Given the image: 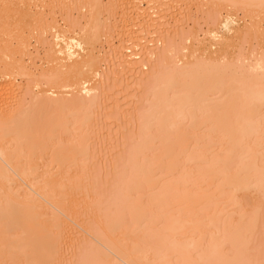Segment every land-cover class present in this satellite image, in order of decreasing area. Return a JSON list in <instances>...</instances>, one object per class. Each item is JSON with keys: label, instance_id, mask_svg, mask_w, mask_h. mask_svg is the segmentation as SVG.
Returning a JSON list of instances; mask_svg holds the SVG:
<instances>
[{"label": "rangeland", "instance_id": "rangeland-1", "mask_svg": "<svg viewBox=\"0 0 264 264\" xmlns=\"http://www.w3.org/2000/svg\"><path fill=\"white\" fill-rule=\"evenodd\" d=\"M28 1L29 0H0V16L3 15L2 18L0 19V59H1L0 60V62H1L0 63V74H1V71L4 72L3 68H5V70H6V67L10 73L12 72L11 76H7L9 81L7 80V78L5 76H3L4 74L7 73L6 72L7 70L3 73V75L2 74L0 75V78H1L0 79V81H1L0 82V95L2 97L0 99L1 100L4 99L3 101H6V103L9 100V102L7 103L9 107H8V110H6V111L10 112V113H7V115L8 114L12 115V113L15 114L16 112H19V110L23 111L26 109L25 107H27V105L32 107L31 109H33L34 103H36V98H35L36 94L37 93L39 94L36 97H40V95H41L40 89L41 88L47 89V88H49L50 84H53L52 82L51 83L49 82L50 80L48 78H51L53 76L54 79H60L61 81L64 80V79H62V77H60L61 75H59L60 70H61L60 65H62V63H64V61L66 63L68 62V60H65V58L67 59V56L64 55L65 56L64 57L62 55V56H60L61 57L60 59L54 60L52 58V55L50 54V52L53 51L54 45H56L57 42L60 41L61 37L63 36L62 35L63 30H67L70 33L69 35H72V36L74 33V35L77 37L79 35L81 37L85 36L83 32H85V30H86V34L88 37V38L87 37L86 38H87L88 42L85 40L86 44H84L85 45L84 48L83 49H79V48L77 49L79 56L75 57V60L72 59L74 62L76 60L78 62L77 58H79V60H80V59H85V57H89V55H92V56L95 55V57H97V58L99 57L98 63L100 64V65H97V67H96V70L99 72L98 79L96 77H94V75L92 76V74H93L92 72L89 73L90 71H88V72L86 71L87 74L89 73V77H86V79L88 81H90V83L92 85L100 83L99 90H98V99L95 101L94 106H92L91 109L87 110V111H89L88 113H87V111L85 112L86 109L84 110V113H83V109L81 110V109H77V108H74V109L71 108V110H70V108H67V111H66V109L64 111L61 108L57 109V108H55V106H52L49 104H43L40 108L41 110H37L39 112L38 114L40 115V117L43 119L46 116L45 119L47 118V120L51 117H52L51 119L57 118L58 115L59 116L61 115L60 117L62 118L64 116H66V114H68L67 117L70 119V121H68V118L66 117L67 121L64 120V123L66 125L62 126L63 129H62V127L59 129V133H57L56 140L62 141L63 143H67V145L78 144L77 142H79V144H81V143L86 144L85 147L88 150V151L86 150V155H82V156H80V158L78 157V161L76 163H73V162H71V163L66 162V164L60 163V164H63L61 168L58 167V166H60V165H58L59 162H57L58 164H56V162L54 163L55 159L52 160L51 156L53 155V152L50 153L51 152L50 149H49V151H47L44 154V156L40 157L38 160V162L40 161L39 162L40 163L39 164L40 169H42L40 172H42L46 177H49L50 174H52L51 172L54 173V172L58 171L59 173L62 174L61 175L58 173L59 176L62 178L61 179L59 177L61 179V182L64 181V184L66 185V187L62 188L63 192L61 193V195L66 194L65 195L66 197L63 198L66 200V202L64 200V207L66 206L65 207L66 209L62 210V211L58 210L59 211L58 212L52 208L55 212H58V213L61 212L60 213V217L62 216L61 222H62V219L64 218L63 222L65 221V224L67 225V229H66V226H65V228L63 227L65 225V224L63 225V223H62L63 226L60 224L63 228H61V226H60L59 229L56 228L57 227L56 224H55L56 226L52 225L51 233L54 230L52 235L55 237L57 235H59L60 237L62 236L61 238H59L57 236L60 239V240H58V243L60 241L61 242H60V246H58V248L54 252V255H55V256H53L54 262L52 261V263H54V264L55 263L56 264H89V262H91V261L94 262L93 260H96L95 258L100 253L98 250L99 249L98 245L100 246L99 236H100L101 232L103 233L102 230L104 229V224L106 225L108 220L113 219L112 217H114L116 215H113L112 212H115L116 210L120 209L121 207H122L121 209H123V211H121V212L123 214L126 213V215H125L126 220L124 219V221L125 222L127 221V224H129V227L127 228L125 226L126 228L124 227V228L118 230V234L119 235L122 234L121 236H123V237H125L127 235L126 237L128 240H131L133 238H135L137 240H142L141 237H143V238L147 237V239H148V236L146 235L148 232H150L151 230L156 231L157 229L159 231L160 230L159 226H160V228H162V226H164V224L162 225V223L166 222V220L164 221L165 216H169L171 211L173 213L175 211L178 212L177 207H179V210H181L180 209V205H181L180 202L181 201L179 202L180 205L178 203L174 204V202H173V204L175 206L174 205L168 206V207L162 206V205H164V203H163L162 199H161V201H159L160 199L158 200V197L156 196L157 192L159 193L161 191V189H163V188L166 189V187H165L166 185L168 186V188H169V185H174L175 183L177 185V179H179V180L182 179L181 181L184 180L183 183H185V184L183 185V183H182L181 188L185 187V189H183V190H185V192L184 193H181L182 191L179 192V194L181 193L180 199L182 200L183 197L185 196V194L190 190H191L190 192L192 195L194 193L195 194H194V198H189V199L184 198L185 201L189 200L190 203L188 201L189 205L187 207H186V205H184L182 203L185 207L181 205V208L182 207L188 208V209H190V207H191V209L194 208L192 210H195L194 211L195 213L191 212L192 211L191 210L190 211L191 214L190 213L189 214L192 215V213H193L196 215L197 220L200 217L199 220L203 219L202 221H204V222L200 223L201 225L199 224L201 226V228L200 229L197 228V229L201 230L202 232L199 230H194L192 227H190V229L187 228L188 230H186L184 233H181L183 235V237H182V235L180 237L181 240H183L184 238L186 240L187 239L189 240V238L190 239L192 238V239H194V241L197 239H199V241H200V245L199 246L197 245L198 248L196 246L195 247L193 246V248L189 249V251H191L190 252L191 254L195 253L194 255H192L193 256L192 258L196 257L195 260H197V262L193 261L194 263H192V264H203L204 262L205 263L207 262L208 264H215V263L217 264V261L215 259H213L214 258L213 256H215L214 255L215 253L214 252L211 253V251H210V250H212V247L211 248H208V247H210L211 245L213 246V242H214L215 237L219 240L223 238V234L225 233V232H223L224 231L223 230L224 229L223 224L225 223V221L226 222L229 221V224L231 223L233 226H234V223L236 222L237 227H235L236 229L234 227L233 228H234L235 232L237 233V235H239L241 232L244 233V235L241 234L238 237V238H240V236H242V237L244 236L242 238V240L244 242L242 240H239V241H241V243H238V242L234 243V241L238 240V238H236L234 232L230 233L231 231H229L230 235L232 234V236H234L236 239H234V237H232L233 239L228 238V240H227V237L225 236L224 239H226L227 241L224 244L220 240L221 241L220 244H223L224 246H221V248L219 249V251L221 250V252H219L220 253L219 255L223 256V254H225V253L221 254L223 251L222 247L224 249L223 252L227 251L226 254H228V255H225L226 259L224 261L222 259L224 256L221 258L222 261L224 262V264H227L229 262V260H230V262L231 261L233 262V259H235L236 261L239 260L238 263L240 262V264H264V190H263V187L260 190V186L257 187V186H255L254 183H251L252 185L254 184L255 187L251 188V186H250L248 189H244V190L240 189V190L234 191V188H232V186L224 185L223 188L225 186H228L230 189L228 187H225L224 192L225 193L227 192L226 193L227 195H225L224 198H218L220 195L223 197V194L218 193V191H217L218 186L216 185L218 182H220L219 180L221 178L218 179L217 176H215V178H217V179H214V177H213L214 182H212L213 181L212 179L208 180L206 178V176L204 177L203 172L205 171V169H208L209 166L207 168H205L206 167V165H204L205 163H203L199 159H197V162H198V164H197V162H195L196 159L195 160H192V159L187 160V159H185V156H184V158H182V161L180 162V165L177 163L176 165H178V166H176V168L174 166V168L176 170L172 168V171L174 170L172 173V172H168V171H170L168 169V166H170V163L167 164L170 161L169 158H168V160L166 159L164 162V164H167V168H163L161 170V168L158 167L160 165L158 162L161 161L160 159H163V156L161 158V155H162L161 152L164 151V149L159 150V148H158V150H156L158 147L157 139L159 141H161L159 139L160 137H157V139L155 138V141L157 142L156 143L157 146L153 147L154 145L153 146L151 145L153 148L150 146L153 150H151V148L149 151H147L148 148L145 150V152L147 151L148 153L143 152L142 149L140 148V145H141L140 142H142L143 138H146V136L143 137L144 135L142 133V131H143L142 119H144V116L147 113V110L150 108L149 107V104H150L149 98H152L151 97V94L153 93L152 88L156 87L155 84L160 79V78H158L159 75H161V74L164 75V73L166 74V72H169V71L171 72L174 68H176V67H174L175 65L176 66L187 65V64H192V63L196 62L195 60L198 61V59H199V61H200L201 58L205 59L203 56L206 57V56H208L209 53H211V54H209V57L210 56L213 57L215 55L214 57L217 58L219 56L217 58L218 60L216 59L217 62H221L223 60V56L227 55L226 57H224V61H226V60H228V62H234L235 61L236 64L238 63L240 65L243 63H245V65H246L247 61H248V64H249V62L252 63V62L256 61L254 59L255 57H258V55H259V57L261 55H264V0H88V2H87V0H30V2H28ZM26 2H28V3H26ZM149 2H154V3L157 2L156 3L157 6H161V2H162V5H163L162 8L161 7H159V8L156 7V8L158 9V11L159 10L161 12L165 11L164 13L162 12V14H164V16L167 17V18L165 17V19H164V22H166V20H167V25H166L167 28L165 27V29L167 31L165 29H163L162 30L163 32L162 31L159 32L158 39L157 38H154V39L151 38V37H153V36H151L153 34V32L157 31V29H159L160 27H159V25H158L159 28L156 26L157 25L156 20H155L156 24H154L153 23L154 21L153 22L149 21V19L147 17L153 12L152 9L154 8V7H150V4H152V3L149 4ZM152 5H154V4H152ZM164 5H166V7ZM150 8H151V11H150L151 13H149V14H148V12L145 13V11L146 10L149 11ZM143 9H146V10L144 11ZM162 9H164V10H162ZM169 9H171L170 12H166ZM142 15H144L143 20L141 18ZM226 16H231L232 18H234V21H232L231 24L232 25L234 24L235 28H234V26L231 25L232 26L231 32L227 31L224 27L223 28L220 27L219 25L217 27V24H221L222 20L225 19ZM220 19H222V20L220 21ZM4 20H5V22H3ZM144 20H145V22H144ZM216 21H217V24H216ZM153 24L155 25L154 29H153V26H154ZM150 25H152V26H150ZM217 28H218V34L213 35V33H211V30L212 29L216 30ZM87 30H88V32H87ZM221 37L230 38V43L225 45V43L221 42V39H222ZM143 40H146L147 43L148 42L149 43L154 42L155 44H157L156 49H158L157 51L155 50L156 51V54L154 56L155 60L152 61L148 65V69L139 70V69L134 68V67H132V69L120 67V65H119L120 64L119 62L121 60L120 58L121 57L123 58L125 55L130 54L129 52H131L130 50H132L134 48V45L140 44V41H141V43H143L142 42ZM152 40H155V41H152ZM156 40H157V42H156ZM146 41H145V43H146ZM2 43L4 46L2 45ZM158 43H160V44H158ZM13 46H14V48H13ZM158 46H159V48H158ZM80 53H81V55H80ZM90 53H92V54H90ZM221 55H222V57H220ZM15 58H16V60H15ZM61 59H63L64 61L61 62L62 61ZM103 60H104V62H103ZM68 63H70V62H68ZM96 63H95V65H96ZM71 64H72V61H71ZM16 65H18L19 67ZM10 69H11V71H10ZM26 69L29 70L30 72L28 73V71H26ZM29 74H31V76ZM140 74L141 75L143 74L142 76L144 78L142 80L139 79V77L137 78V75H140ZM13 75H14V77H12ZM4 77L6 78L7 82H10V81L14 82L13 84H15V87H16V88L14 87L15 90L10 91L13 88L7 89L8 87H7V84L5 82ZM38 77L39 78L41 77L40 79L42 81V84L39 87L37 86V88H36V85H34V82H35V79H37ZM10 78H11V80H10ZM12 78H13V80H12ZM54 79L51 78V81H53ZM84 79H85V77H84ZM94 79H96V80H94ZM46 80H48L47 82L49 84L46 82ZM27 81L29 83H27ZM4 84H6V85L4 86ZM52 86H54V84L50 85V87H52ZM1 87H3L2 90H1ZM77 88H80V86L73 89V91L70 89H65V90L63 89L64 91L61 90V91H63V93H61V95L64 94L65 98L68 95L67 99H69L70 97L73 98V96L75 98L76 95H74V94L80 93L79 90L78 91L76 90ZM150 90H152V91L149 93ZM2 91H4V92L2 93ZM71 91L74 94H72ZM22 96H24V97H22ZM3 97H5V98H3ZM69 100H72V99H69ZM15 102H17V103H15ZM9 103H11L10 105L11 106L13 105V106L10 107ZM37 103H39V102H37ZM17 106H18V109H17ZM30 107H29V109H30ZM9 108H11V109H9ZM15 108L17 110L15 112H13L15 110ZM37 109H39V108H37ZM62 113H65V115L63 116ZM87 114L91 115L90 119H89ZM48 116H49V118H48ZM76 116H77V118L79 116L80 119L78 118L79 121L76 120L77 122L75 124L73 122L75 119H77ZM84 116H87L88 119ZM83 118H84V120H83ZM51 119H49V120H51ZM81 119L83 121H81ZM47 120H45V121H47ZM86 120H89V122ZM62 121H60V122L62 123ZM69 122H70V124H69ZM84 122H86V123L88 122V123L86 124ZM80 123H83L82 125L85 124L87 127H83L81 125V128H78V127H80ZM184 123L185 122H183V124ZM67 124H68V126H70V125L72 126V124L73 125L75 124L76 127H74V128L71 127L72 130H70V129L66 128ZM77 125H78V127H77ZM188 125H189V122H188ZM188 125L186 124L187 127H189ZM75 128H77L78 130L77 129L74 130ZM147 128H149V127H147ZM147 128H144V129H147ZM82 129L85 132V134L82 131ZM184 129L185 128L183 127V130ZM203 129H205V127H203L202 130ZM186 130H187V128H186ZM145 131H147V130H144V134L146 133ZM153 131H154V133H157V132H155V130H153ZM200 131H201V129L199 131H197L196 133L194 132L196 135L194 134L195 136L193 135V137L191 136V134L189 132V134H190L189 136L192 137L193 146L194 145H200V147L202 149H203V147H205L206 149L208 148L207 149L208 151L205 149H203L204 151L200 150L203 153L206 152L208 154V156H211L214 151L216 153H219L220 156H222V158H225L224 162L222 161L223 164L221 163V167H224V165H225L226 168L229 167L230 171L232 170L234 172V169H235V172H238L239 171V169H238L239 165H238V168H236L237 167L236 165L237 164L241 165L243 163V160H241L243 158L241 156L243 153H245L246 155L248 154L247 158H249V163H252L251 161H253L250 159H254V161H255V163L254 162L252 163V168H253V164H254V168H253L254 172L258 173V168H256L257 166L255 165V164H258V167L260 166L263 170V173H264V158H262L264 151H262V156H261L259 154L260 152L259 153L257 152L258 149L257 150L255 149L256 147H253V149L255 151H253V149L251 148L252 145L258 146V145H254L252 143L253 141L255 142V140H256V138H255V140H253L254 135H252L253 138L250 141L248 140V144L245 143L247 148H249L248 149L249 153H246L245 151H247V148L243 147L244 150L246 149L245 151L243 150V153L241 151L242 149H240V150H236L237 153H235V151H234V152H232L234 154H231V155L229 154L230 155L229 156L228 155V151H229L228 149H230V148H227L229 145L228 144L226 145V143L224 144V142L222 143L223 140H222L221 136L216 138L218 140V144L215 145L216 148L213 146L210 149L209 145L212 142H210V144H209V142H208V144H206L207 143V137L205 136V139H204V134H202V132L200 133ZM86 132H87V134H86ZM148 133L152 134V132L149 130H148ZM148 133H147V135H148ZM198 134L201 135V136H198L199 139L201 140V141L199 140L200 143L197 142V138H198L197 135ZM158 135H159V133H158ZM171 135H173V131H172ZM85 136H87L86 137L87 139L85 138ZM83 137L86 140H84ZM76 140H78V141H76ZM82 140H83V142H82ZM204 140L206 142H204ZM85 141H86V143H85ZM159 144H160V142H159ZM251 149L253 151V152L251 151L252 153L250 152ZM255 152H257L259 155L258 158L256 157V160L254 157L257 155V153H255ZM157 153H158L159 159L157 157ZM154 154H156V156ZM209 154H211V155H209ZM249 154H255V155H254V157H253V155H251L252 157H250ZM151 155H152V157H151ZM48 157H50V158H48ZM138 157H139V159H138ZM150 157H151V159H149ZM154 157H157V159H158V162L156 161L158 166H156V169H154V171H153L154 161H152V159H154ZM181 157H180V159H181ZM164 158H166V156ZM186 158H187V156H186ZM49 159L51 160V163H50ZM140 159H143V160H140ZM157 159H155V160H157ZM136 160H138V161H136ZM185 160H187V162ZM234 160H235L236 164L234 163ZM139 161H140V163H142V164H140L141 167L144 166L143 164H145V163L150 164V162H151L150 166L153 165V167H151V169H152V173H154L155 178L152 177V178H154L153 180L149 178L150 176H148V174L151 172V169L149 168V165H147V169L149 168L150 172L147 173V175L146 174L145 175H146V178L148 176L149 179H147V180L150 182H147V180H146L147 183L145 185V183H144L145 180H143L142 184H144L145 186H143V185L140 186L141 184L140 185L135 184L138 181V178H137L138 175L135 176V174H137V173L134 172V167L136 170H137V167L138 168L140 167V166H136V165H139ZM136 162H138V164H134ZM245 162H248V159H247V161L245 160ZM184 164H185V167H184ZM230 164H231V167H230ZM155 165H156V163H155ZM202 165H204V166H202ZM248 165H251V164H248ZM165 166L166 165H164V167ZM248 167L250 168V166H248ZM249 168H248V170H249ZM252 168H250V172L248 173V175L250 176L249 180L252 178V176H254L251 179V181L259 182L258 178H256V175L258 176V174L254 173L253 170L251 171ZM164 169L165 170L167 169V171H165ZM182 169H183V171H182ZM45 170H47V172ZM48 170L49 171L51 170V171L49 172ZM145 170L146 169H144V172H146ZM185 170H187V171L185 172ZM236 170H238V171H236ZM248 170H247V172H248ZM198 171H201V172H198ZM183 172H185V173L189 172V174L187 176H190V178H188L187 176L185 177V175H183L184 174ZM47 173H49V174H47ZM171 173L174 175H172ZM201 173H202V175H201ZM242 173L244 174V172H242ZM251 173H252V176L250 175ZM261 173H262V171H261ZM54 174H56V176H58L57 173H54ZM181 175L183 178L180 179L178 176L181 177ZM133 176H135L137 181H136V179H133L134 178ZM141 177H143V179H146L144 175ZM176 177H178V178L176 179ZM187 178H188V180H187ZM171 179H173V180L176 179V182L173 181L174 184H172V182L170 184V181H172ZM185 179H186V181H185ZM140 180H142V179H139V181L137 183H141ZM155 180L157 181L156 183H154ZM167 180H169V183ZM179 180H178V182H179ZM18 181H20L21 183L23 182L20 179H18ZM134 181H135V183H134L135 185H133ZM151 181L153 184L151 183ZM67 183H68V185H67ZM257 184L259 185L260 183H257ZM24 185L25 186H23L21 188L24 191L29 190L28 192L32 193L33 190L31 188V186L29 184H26V183ZM148 185H150V186H148ZM263 185L264 184H262V186ZM130 186H132V187H130ZM133 186H134V189H133ZM178 186H179V184L176 187H178ZM135 187H136V189H135ZM186 188H188V190ZM169 189L171 190V188H169ZM177 189H179V188H177ZM203 189L209 190V192H208V190H207V192H205L207 194L212 192L211 194L214 193L215 195H218L217 198H216V196L214 197V194H213V197L212 196L211 197L214 200H212V202H211V201H209L210 197L205 196V194H203L206 197L205 199H204L203 195L201 198L196 197V196H198L196 193H199V196H201L200 194H202ZM214 189H216V190H214ZM218 189H220V187ZM200 190H202V191H200ZM1 191L2 190H0V196L2 193ZM165 192L167 194L168 193L170 194L169 190H167V189L164 191V193ZM132 193H133V195H131ZM176 193H177V191H176ZM163 194L161 196H163ZM173 194H175V192H173ZM182 194L184 195L183 197L181 196ZM124 195H126V196L124 197ZM171 195H170V197L173 196V195L172 196ZM136 196H138V197H136ZM150 197L153 200H151ZM159 197H160V195H159ZM170 197L168 195L169 200H170ZM176 197L174 195V199H176ZM137 198H139V199L141 198V199L139 200ZM197 198L204 199V200H203V202H202V200L200 201V199H198L199 201H196ZM215 198L218 199L217 200V201H219L218 203L216 202ZM135 199H137L139 201L143 200V202L142 201L140 202V204L142 203V205L140 206V204H138L139 202H137ZM154 199L158 200L159 202L158 201L154 202ZM194 199H196L195 200L196 204H194V201H193ZM207 199H209V200H207ZM131 200H132V203H129L130 205L133 204L135 201V202H137L138 206L141 207V209H142V206L144 205V203L146 201V204L143 206V208H144L143 212L140 210V207L139 208L135 207V210L139 209V211H141L142 214L140 213V215H141V216L139 215L140 217L137 214L136 215L133 214V212L135 211L133 208L135 206L134 204H133L134 206L132 207L133 209L132 208L129 209V208H126L125 206H122L123 204L126 205L127 202H131ZM165 200H166V198H165ZM169 200L167 201L166 204H169L168 202L171 203L172 199H171V201H169ZM65 203H66V205H65ZM147 203H148V205H147ZM192 203L194 206L192 205ZM197 203H198V205H197ZM203 203L208 204V205H206L207 208H206V206L203 205ZM159 204H161V205H159ZM176 205H179V206H176ZM151 206H152V208H151ZM202 206H204V207H202ZM145 207H146V209L149 208L150 211L154 208L155 209L154 211H156L158 213V214L156 213V215H155L156 217L153 214V217L156 219L155 220L156 223H154L153 222L154 220H152V218L150 217V219L152 220V221H150V223L152 222V224H153L152 228L153 229L151 228L149 230H146V229H148L149 226H147L148 221L146 222V220H143L144 219L143 216H144L145 210H146ZM125 208L130 210V212L132 209L133 212L131 214L137 216L136 219H139L141 217H142V219L139 221L137 220L138 223H137L136 219L133 220V222H132L133 218L131 219V216L132 217H134V216L131 215L130 212H128V210H126ZM184 208L182 210L185 211L186 209H184ZM124 210H126V211H124ZM167 211L168 212L170 211L168 215L165 214ZM184 211L181 214L182 217H183ZM109 212L112 213L111 217L109 216L110 215ZM152 212H153V210H152ZM152 212H151V216H152ZM172 212H171V214H172ZM188 212H189V210L187 211V213ZM118 213H120V212H118ZM128 213H129V215H128ZM197 213L202 214V215H199V214L197 215ZM123 214L120 213V215H121L120 218L123 216ZM147 215H148V213H147ZM147 215L145 214L146 217H147ZM157 215L159 218L157 217ZM174 215L177 216L176 214H174ZM174 215L172 214L173 218L175 217ZM181 215L179 214L180 217H181ZM187 215H186V217H188ZM190 215H189L190 218H192L194 216V215L193 216H190ZM243 215H245V216H243ZM108 216L110 217L109 219H108ZM172 216H171V220H172ZM240 217H241V219H240ZM242 217H244V218H242ZM147 218L149 219V217H147ZM218 218H220V219L218 220ZM194 219L195 218H193V220ZM196 219H195V221H196ZM212 219L214 221L215 220H218V221L216 223L215 222L213 223ZM221 219L223 220L224 223L221 222L222 221ZM242 219H243V221H242ZM118 220H119V218H118ZM171 220H170V222H171ZM104 221H106V222H104ZM134 221L136 222V224ZM143 221L146 222L147 225L144 223L143 224L144 226H143L141 224V223H143ZM219 221L221 223H219ZM237 223L238 224L240 223L239 226L240 225L246 226V224L249 223L246 226L247 228L245 226H242L243 228L244 227L246 228V232L243 231L244 229H242V231L239 232V229H238L239 226ZM241 223H243V224H241ZM139 224H141L142 226H140ZM217 224L219 226L218 229H216ZM226 224L228 226V223H225V225ZM145 225L147 228L145 227ZM232 225L230 226V228L232 227ZM220 226H221V230H220ZM68 228H69V230H68ZM65 229L67 230L66 233L64 231ZM236 230H238V231H236ZM59 231H60V233L58 234ZM160 231L163 232V229H161ZM219 231H221L220 234L222 236H219L220 235ZM232 231H233V229H232ZM61 232L62 233L64 232V234H61ZM161 232H159V234ZM201 233H203L204 236H202ZM226 233H228V232H226ZM155 234L156 233H154V235L150 234V236L155 237L156 236ZM159 234L157 233L158 237H160ZM178 235H180V234H178ZM150 236H149V238H150ZM152 238L153 237H151V240H152ZM211 238L213 240H211ZM217 239H216V241L218 243ZM148 240L150 242V239H148ZM199 241L197 243H199ZM236 244L237 245L239 244V246L237 247ZM231 245H233V246H232L231 250L229 251V248L231 247ZM225 247L227 249H225ZM235 247H236V249H235ZM240 247H241V250H240ZM242 247H243V249H242ZM95 248H97V249H95ZM207 248H208V251H210L209 254L213 257V258L211 257V259H210L209 254L206 253L207 254L206 255L205 252H204L205 255L203 254V251H206L205 249H207ZM214 249H216L215 245H214L213 250ZM7 250H8V248H7ZM7 250L5 249V251L3 250V252H1L0 257L2 256V258L0 259V264H18V263L21 264L20 262L25 264L23 262L24 260L21 259L19 256L16 258V261H15V259L12 258L13 254H8L9 252ZM104 250H106V249H104ZM171 251H173V250H171ZM174 252H175L176 256L174 255ZM174 252L173 253L171 252L173 254V257L170 255L169 256L172 257V259H174V260L177 259V261H178L179 255H180V257L182 256L180 254V253H182V251H178L179 252L178 253L175 250ZM10 253H11V251H10ZM201 253H202V256L205 257L202 260L199 259ZM229 253H233L232 255L235 257L230 256ZM83 254H84L85 258L83 256ZM108 254H110V253H108ZM168 254H170V253H168ZM182 254H184V253H182ZM93 255H94V257H93ZM100 255H101V253H100ZM242 255H243V257H242ZM10 256H12V257H10ZM206 256L207 257L209 256V257L206 258ZM217 256H218V254H217ZM227 256L228 257L230 256V258H232V259H229ZM112 257L115 260L119 261V259L116 256H114L113 254H112ZM113 258H111V259H113ZM218 258L219 257H216L217 260H218ZM243 258H244V261H242ZM21 260H23V261H21ZM208 260H209V262H208ZM236 261L233 264H235V263L237 264ZM16 262H18V263H16ZM92 262H91V264H92ZM219 262H218V264H221V262L220 263Z\"/></svg>", "mask_w": 264, "mask_h": 264}, {"label": "bare ground", "instance_id": "bare-ground-1", "mask_svg": "<svg viewBox=\"0 0 264 264\" xmlns=\"http://www.w3.org/2000/svg\"><path fill=\"white\" fill-rule=\"evenodd\" d=\"M28 2H30V0ZM28 2H26V3H28ZM87 2H88V0H87ZM150 3H152L154 5H152ZM156 3L149 2L150 7H154L152 9L153 10L152 13L150 12L151 8H150V10L148 9L149 11H147L146 9H143L144 11L146 10L145 13L146 12H148V14L151 13L149 16H147L149 21H152V22L154 21L153 23L154 24L157 23L156 26L158 27V25H159V27H160V28L158 27L159 29H157V31L153 32V34L151 35L153 37L150 36L152 39H154V38L158 39L159 32H161L163 29H165V27L167 28V26H166L167 20H166V22H164V19L166 16H164V14H162V12L164 13L165 11L161 12L160 10L158 11V9H157L159 7L162 8V6H163L162 2H161V6H157ZM164 6L166 7V5H164ZM162 10H164V9H162ZM170 10L171 9L167 10L166 12H170ZM144 15H142V17H141L142 20L144 18ZM2 16L3 15L0 16V19L2 18ZM155 20L157 21L156 23H155ZM221 20L222 19H220V21ZM232 21H234V18H232L231 16H226V18L222 20L221 24H217V21H216V24H217V27L219 25L220 27H222V28L224 27L227 31L231 32L232 26H234V24L233 25L231 24ZM3 22H5V20ZM144 22H145V20H144ZM150 26H152V25H150ZM154 28H155V25L153 26V29ZM234 28H235V26H234ZM87 32H88V30H87ZM83 33L85 36L81 37L79 35L77 37L74 35V33L72 36V35H69L70 33L67 30H63V32H62L63 36L61 37L60 41H58L57 44L54 45L53 51H51L50 54L52 55V58L54 60L60 59L61 58L60 56H62V55L67 56V59L65 58V60H68V62H70V63H68V62L66 63L63 60L64 59L63 58V59H61L62 60L61 62L64 61V63H62V65H60L61 70H60L59 75H61L60 77H62V79H64V80H62L63 81L62 82L60 79H54L53 76L51 77L52 79H54L53 81H51V78H48L50 80L49 82L50 83L52 82L54 84V86L50 87V85H53V84H50L49 88H47V89L41 88L40 89V92H41L40 97H36L39 94L35 93L36 94V96H35L36 103H34L33 109H31L32 107L27 105V107L24 106L26 108L25 110H23V111L19 110V112H16L15 114L12 113V115L8 114L9 115L8 116L7 113H10V112H7L6 110H8V107H9L7 104L9 102V100L6 103V101H3L4 99L3 100L0 99V190H2L1 191L2 193L0 196V255H1V252H3V250L5 251V249L7 250V248H8V250H7L9 252L8 254H13V257L12 256H10V257L14 258L16 261V258L19 256L21 259L24 260V261L23 260H21V261H23L25 264H54V263H52V261L54 260L53 256H55L54 252L56 251L58 246H60L61 241L58 243V240H60L59 238H61L62 236L60 237L59 235H57L59 237L58 238L57 236L55 237L52 235L54 232V230H53V232L51 233L52 225L56 224L57 225L56 228L59 229L60 226L62 225V223H63V225L65 224V221L63 222L64 218L62 219V222H61V217H62V216L60 217L61 212L60 213H58V212L66 209L65 208L66 206L64 207V200L65 199H63L66 197L65 196L66 194L61 195V193L63 192L62 188L66 187V185L64 184V181L61 182L62 178L59 176V174H61V173H59L58 171L54 172L57 174L59 173L58 176H56V174L51 172L52 174H50L49 177H46L42 172H40L42 169H40V165H39L40 161L38 162L39 158L44 156V154L47 151H49V149H50L51 150L50 153L53 152V155L51 156L52 160L55 159L54 163L56 162V164H58L57 162H59L58 165H60V166H58V167L61 168L63 164H60V163H65V164H66V162L67 163H69V162L70 163L71 162L76 163L78 161V157L80 158V156L86 155V150H87L85 147L86 144H82V143L79 144V142H77L78 144L67 145V143H63L62 141L56 140L57 133H59V129L63 125H66L64 123V120L67 121V118H68L67 115L68 114H66V116H64L65 113H62L64 117L61 118L60 117L61 115L60 116L58 115L57 118H54V119H51L52 117L49 118V116H50L49 115L48 118L51 120H49V119L47 120V118L45 119L46 116L42 119L40 117V115L38 114L39 112L37 111V110H41L40 108L43 104H49V105L55 106V108H57V109L61 108L64 111H65V109L67 111V108H70V110H71V108H73V109L77 108V109H81V110L83 109V113H84L85 109H86L85 110V112H86L88 109H91L92 106H94L95 101L98 99V90H99L100 83L92 85L90 83V81H88L86 79V77H89V73L92 72L93 73L92 76L94 75V77H96L98 79L99 72L96 70V67H97V65H100L98 63L99 57L97 58V57H95V55L94 56L89 55V57H85V59L79 60V58H77L78 62H77V60L75 62L73 61V60H75V57L79 56L77 49L78 48L83 49L85 46L84 44H86V41L88 38L87 34H86V30ZM211 33H213V35L218 34V28L216 30L212 29ZM221 38H222L221 42L225 43V45L230 43V38H227V37H225V38L221 37ZM145 41L146 40H143L142 41L143 43H141V41H140V44L134 45V48L132 50H130L131 52H129L130 54H127L123 58L122 57L120 58L121 59L119 62L120 67L127 68V69H132V67H134V68H137L139 70L148 69V65L152 61L155 60L154 56H155L156 51L158 49H156L157 44H155L154 42L153 43L152 42L147 43V41H146V43H145ZM152 41H155V40H152ZM156 42H157V40H156ZM158 44H160V43H158ZM2 45H3V43H2ZM13 48H14V46H13ZM158 48H159V46H158ZM90 54H92V53H90ZM209 54H211V53H209ZM209 54L206 57L203 56L205 59L201 58L202 61L201 60L199 61V59H198V61L195 60L196 62L193 61L194 63L187 64L188 66L187 65H178V66L175 65L174 67H176V68H174L171 72L169 71V72H166V74L164 73V75H162V74L159 75L158 78H160V79L155 84L156 87L152 88L153 89V93L151 94L152 98H149L150 99L149 100L150 101V104H149L150 108L147 110V113L145 114L144 119H142V122H143L142 124L144 125L143 126L141 124L142 129H143L142 133L144 135L143 137L146 136V138H143L144 141L142 140V142H140V144H141L140 148L142 149L143 152H145V150L147 148H148L147 151H149L153 145H154L153 147L158 145L156 150H158V148H159V150L164 149V151L162 150L163 152H161V154H162L161 158L163 156V159H160L162 162L160 160H159L160 162H158L159 156L157 153L158 159H157V157H154V159H152V161H154V164H153L154 167H153V165L150 166L151 162H150V164L145 163V164H143L144 166L141 167L140 164H142V163H140V161H139V165H136V166H140V167L139 168L137 167L138 171L134 167V172L137 173V174H135V176L138 175V177H137L138 181H139V179H142V180H140L141 183H137L138 182L137 179L135 178V176H133L134 177L133 179H136V181H137L136 183L134 181L133 185H135V184L140 185L141 184L140 186H142V185L145 186L147 182H150L147 179L150 178L153 180L155 177H154V173H152L151 167H153V171H154V169H156V166H158L157 162L160 164L158 167H160L161 170L163 168H167V164L170 163V166H168V169L170 171H168V172L173 173L174 170L172 171V168L175 169L176 166H178V165H176L177 163L180 165L182 158H184V156H185V159H187V160H190V159L195 160L196 159L195 162H197V159H199L200 161L205 163L204 164V165H206L205 168H207L209 166L208 169H205V171L203 172L205 174V175L203 174V176L204 177L206 176V178L208 180L212 179L213 180L212 182H214V179H217V178L222 179V180L221 179L219 180L220 182L217 181L218 183L216 184L218 186V188L220 187V189H218L216 187L218 193L223 194V197L220 195L218 198H224L225 195H227L226 194L227 192L226 193L224 192V188L228 187V186H225L223 188L224 185L232 186V188H234V191L240 190V189H243V190L248 189L250 186H251V188L255 187V186H257V187L260 186V190L262 187L264 190V185L262 186V184H264V173H263L262 168L260 166H259L260 167L259 168L258 164H255L257 166L256 168H258V173L254 172V170H253L254 164H253V168H252V163L253 162L255 163L254 159H250L253 161H251L252 163H249V158H247L248 154L246 155L245 153H243V150H244L243 147L247 148L245 143L248 144V140L250 141L253 138L252 135H254L253 140H255V138H256L255 142L253 141L252 143L254 145H258V146L252 145V147L251 146L250 147L252 149H253V147H256L255 149L256 150L258 149L257 152L258 153L260 152L259 154L261 156H262V151H264V55H261L260 57L258 55V57L254 58L256 61H254L252 63L249 62V64H248V61L246 60L247 61V62L245 61L247 63L246 65L243 62H242L243 64L240 65L238 63L236 64L235 61L234 62H228V60H226V59H225L226 61H224V57H226L227 55L223 56V60L221 62H217V60H218L217 58L219 56L217 55L218 57L216 58V57H214L215 56L214 55L213 56L214 58H213L211 56L209 57ZM80 55H81V53H80ZM220 57H222V55ZM15 60H16V58H15ZM70 60L72 61V64H71ZM103 62H104V60H103ZM95 63H96V65H95ZM16 66H18V65H16ZM3 70L5 72L7 70V67H6V70H5V68H3ZM10 71H11V69H10ZM26 71H28V73L30 72L27 69H26ZM86 71L87 72L90 71V72L87 74ZM4 72L1 71V74L3 75ZM6 72L7 73L3 75L6 78H7V76L12 75V72L10 73L9 70H7ZM29 75L31 76V74H29ZM140 75H137V78L139 77V79L142 80L144 78L142 76L143 74L141 76ZM12 77H14V75ZM84 77H85V79H84ZM6 78H5V82H6L7 87H8V88L7 87L6 88L7 89L13 88L10 91L15 90L14 89L15 84H13L14 82L13 81L7 82ZM40 78L38 77L37 79H35L34 85H36V88H37V86L39 87L42 84V81ZM7 80H8V78H7ZM10 80H11V78H10ZM12 80H13V78H12ZM94 80H96V79H94ZM47 81L48 80H46V82ZM27 83H29V82L27 81ZM6 84H4V86ZM79 86L81 89L77 88L76 90L77 91L79 90L80 93H78V94L72 93L73 89H75L76 87H79ZM2 88L3 87H1V90H2ZM63 89L64 90L65 89L72 90L71 93L76 95L75 98H74V96H73V98L69 96L70 97L69 99H72V100H69V99H67L68 95L65 98L64 94L61 95V93H63V91H64ZM61 90H63V91H61ZM151 91L152 90H150L149 93ZM3 92L4 91H2V93ZM22 97H24V96H22ZM0 98H2L1 95H0ZM3 98H5V97H3ZM37 102H39V103H37ZM15 103H17V102H15ZM10 104L11 103H9V105ZM12 106L10 105V107H12ZM18 106H17V109H18ZM29 107H30V109H29ZM36 107L39 109H37ZM9 109H11V108H9ZM17 109L16 108H15V110L13 109L14 110L13 112H15ZM88 112L89 111H87V113ZM84 117L87 118V116H84ZM88 117L90 119L91 115H88ZM76 118H77V116H76ZM78 118H79V116H78ZM78 118L75 119L73 123L76 124V122L79 121V119H80V118L79 119ZM44 119L47 121H45ZM83 120H84V118H83ZM83 120L81 119V121H83ZM60 121H62V123ZM68 121H70L69 118H68ZM86 121L89 122V120H86ZM183 122H185V123L183 124ZM188 122H189V125H188ZM84 123H86V122H84ZM69 124H70V122H69ZM75 124L74 125L72 124V126L71 125L68 126V124H67L66 128L72 130V128L76 127ZM82 124L83 123H80V127H78V125H77V127L81 128ZM186 124L190 128L187 127ZM82 126L87 127L85 124ZM147 127H149V128H147ZM183 127L185 128L184 130H183ZM203 127H205V129L202 130ZM144 128H147V129H144ZM186 128H187V130H186ZM62 129H63V127H62ZM76 129L77 128H75L74 130H76ZM200 129H201L200 133L202 132V134H204V139H205V136L207 137V143L206 144H208V142H209V144H210V142H212L211 143L212 145L210 144L209 145L210 147L208 146L210 149L213 146L215 147L216 144H218V140L216 138H218L219 136H221V138L223 140L222 143L224 142V144L226 143V145L227 144L229 145L227 147V148H230V149H228L229 150L228 155L234 154V153H232L234 151H235V153H237L236 150L242 149L241 151L244 155L242 154L241 157L243 159H241V160H243V163L241 162L242 163L241 165L240 164L236 165L237 166L236 168H238V165H239V168H238L239 171L236 170L238 172H235V169H234L235 173L232 170L230 171L229 167L226 168L225 165H224V167H221V163L223 164L225 158H222V156H220L219 153H216L214 151L215 153L213 152L212 155L209 154L211 156H208V154L206 152L203 153L200 151L203 149L207 150L208 148L206 149L205 147H203V149H202L200 147V145H194L193 146L192 137ZM144 130H147V131H145L146 132L145 134H144ZM148 130L152 132V134L150 133L151 135L148 133ZM153 130H155V132H157V133H154ZM82 131H83V129H82ZM172 131H173V135H171ZM189 132H190L192 137L189 136L190 135ZM147 133L149 136L147 135ZM158 133H159V135H158ZM84 134H85V132H84ZM86 134H87V132H86ZM198 136H201V135L198 134L197 137ZM86 137L87 136H85V138ZM157 137H160L159 139L162 142L159 141L157 139ZM85 138H84V140L87 139V138L86 139ZM155 138L157 139L158 143L155 141ZM199 140L200 139L198 137L197 142L200 143L201 140L200 141ZM76 141H78V140H76ZM82 142H83V140H82ZM159 142H160V144H159ZM204 142H206V141L204 140ZM85 143H86V141H85ZM156 143H157V145H156ZM152 148H151V150H153ZM248 149L249 148H247V151H248ZM252 149L250 150V152L252 151ZM247 151H245V152L249 153V151L248 152ZM253 151H255V150L253 149ZM257 152H255V153H257ZM258 153L255 157H254L255 154H249V156L252 157L251 155H253V157L256 160V157L257 158L259 157ZM154 155L156 156V154H154ZM165 156H166V158H164ZM186 156H187V158H186ZM263 156H264V154H263ZM263 156H262V158H264ZM151 157H152V155H151ZM151 157L149 159H151ZM180 157H181V159H180ZM48 158H50V157H48ZM168 158L170 159V161L167 164H164L165 160L166 159L168 160ZM138 159H139V157H138ZM155 159H157V160H155ZM247 159H248V162H245V160L247 161ZM140 160H143V159H140ZM187 160H185V161L187 162ZM136 161H138V160H136ZM50 163H51V160H50ZM155 163H156V165H155ZM234 163H235V160H234ZM134 164H138V162H136ZM197 164H198V162H197ZM248 164H251V165H248ZM147 165H149L151 172H150L149 168L147 169ZM164 165H166V166L164 167ZM204 165H202V166H204ZM174 166H175V168H174ZM248 166H250V168H252L251 171L253 170L254 173L258 174V176L256 175V178H258L259 182L251 181V179L254 177V176H252V173L250 174L252 176V178L249 180L250 176L248 175V173L250 172V168ZM184 167H185V164H184ZM230 167H231V164H230ZM247 167L249 168V170ZM144 169H146L145 170L146 172H144ZM246 169L248 170V172ZM260 170L262 171V173ZM45 171L47 172V170H45ZM165 171H167V169ZM182 171H183V169H182ZM186 171L187 170H185V172ZM185 172H183L184 174L183 173L182 174L185 175V177H186L189 174V172L188 173H185ZM198 172H201V171H198ZM242 172H244V174ZM147 173H149L148 174V176H150L149 178H148V176L146 178ZM47 174H49V173H47ZM143 175L145 176L146 179H143V177H141ZM172 175H174V174H172ZM201 175H202V173H201ZM215 176H217V178H215ZM152 177H154V178H152ZM178 177L180 179L183 178L182 175H181V177L180 176H178ZM178 177H176V179ZM187 177L190 178V176H187ZM213 177H214V179H213ZM188 178H187V180H188ZM18 179L22 180L23 182L21 183L20 181H18ZM176 179H174V180L171 179L172 181H170V184H171V182H172V184H174L173 181L176 182ZM143 180H145V182H144L145 185L142 184ZM146 180H147V182H146ZM178 180L179 179H177V185L179 184L178 187H176L177 186L176 183L174 185L168 184L169 188H171V190L168 188L167 185L165 186L166 189L169 190L170 194L169 193L167 194L166 192H165L166 194L164 193V191L166 190L165 188L161 189V191L164 194L161 191H160L161 193L157 192L158 195L156 194V196L158 197V200L160 199L159 201H161V199H162V201L164 203V205H162V206H164V207L172 206V205L177 204V203L179 204V202L181 201L180 204L182 206L186 205V207H187L189 205L190 201L188 200L189 201V203H188V201L187 200L185 201L184 198H186V199L194 198L195 193L192 195L190 192L191 190L189 189L190 191H188L185 194V196L183 194L181 195L182 197L184 196L182 199L183 201L180 199V194L185 192V190H183V189H185V187L181 188V184L183 183L184 180L181 181L182 180L181 179V180H179V182H178ZM167 181L169 183V180H167ZM185 181H186V179H185ZM24 182L31 186V188L33 190L32 193L28 192L29 190L24 191L21 188V187L25 186ZM156 182L157 181L155 180L154 183H156ZM151 183H152V181H151ZM251 183H254L255 186H254V184L252 185ZM257 183H260L261 185L260 184L258 185ZM184 184L185 183H183V185ZM67 185H68V183H67ZM148 186H150V185H148ZM130 187H132V186H130ZM136 187H135V189H136ZM177 188H179V189H177ZM133 189H134V186H133ZM186 189L188 190V188H186ZM207 190L208 189H203V191L200 190V191H202V194H200L201 196H199V193H196L198 195L196 197L201 198L202 195L205 194V196L210 197V200L209 199H207V200L212 202V200H214V199H212L214 193L211 194L212 193L211 192V193L207 194V193H205V192H207ZM214 190H216V189H214ZM176 191L178 194L176 193ZM180 191H182V192L179 194ZM173 192H175V194H173ZM208 192H209V190H208ZM162 194H163V196H161ZM131 195H133V193ZM159 195H160V197H159ZM168 195H169V197H170V195L172 196V197H170V200L168 198ZM174 195H175V197L177 196L176 199H174ZM125 196L126 195H124V197ZM138 196H136V197H138ZM205 196H204V199L206 198ZM215 196L217 198L218 195L214 194V197ZM164 197L166 198V200ZM200 198H197V200L194 199L193 200L194 204H196L195 202L199 201L198 199H200ZM216 198H215V200L218 203L219 201H217L218 199H216ZM137 199H139V198H137ZM137 199H135V200L137 202H139L138 204H140L141 201L143 202V200L139 201L141 198L139 200H137ZM155 199H154V202L155 201L157 202L158 200H155ZM171 199H172V201H171ZM204 199H200V201L202 200V202H203ZM151 200H153V199L151 198ZM168 200L171 201V203L168 202L169 204H166ZM65 202H66V200H65ZM137 202L134 201L133 204L135 206L133 204L130 205L129 203H132V200H131V202H127V204H126L128 207L125 204H123L122 206H125L126 208H129V209L134 206L133 208L135 210V207L139 208L142 205V203H141L140 206H138ZM173 202H174V204H173ZM145 204H146V201H145L144 205ZM161 204H159V205H161ZM208 204L203 203L204 206H206ZM65 205H66V203H65ZM147 205H148V203H147ZM179 205H176V206H179ZM181 205H180V209L182 210L185 206L181 208ZM192 205H193V203H192ZM197 205H198V203H197ZM143 206H142V209L140 207V210L142 212L144 209ZM204 206H202V207H204ZM146 207H145V209H146ZM52 208L55 209L56 211H58V210L59 211L55 212ZM121 208L116 210L115 212H112L113 215H116L117 217L116 216L112 217L113 219L108 220L106 225L104 224V229L102 228L103 233L101 232V234L99 236L100 246L98 245L99 252L101 253V255L103 253L104 254L102 256L100 255V253L98 256L96 255L97 256L95 258L96 260H93L94 262L91 261L92 264H192L194 262H197V260H195L196 257L192 258L193 257L192 255H194L195 253L191 254L190 253L191 251H189V249L193 248V246L194 247L196 246L198 248V246L200 245L199 239L194 241V239H192V238L191 239L189 238V240L188 239L186 240L185 238H184L185 240L183 238H182L183 240H181V238H180L182 235L181 233H184L186 230L190 229V227H192L194 230H199L201 228L200 223L204 222V221H202L203 219L199 220L200 217L198 218V220L196 219V215L193 214V213H195L194 212L195 210H192L194 208H192V209H191V207H190V209L184 208V209H186L185 210L186 212L184 210H182V211L179 210V207H177L178 212L175 211L173 213L170 210L173 215L174 214L177 215V216L174 215L175 216L174 218H173L171 212L169 211L170 212V214H169V212L167 211L165 214L166 215L169 214V216H165L164 221L166 220V222L162 223V225L164 224V226L161 225L162 228H160V226H159V229L160 230L163 229V232H161L160 230L158 231V229L156 231L155 230H151L150 232L147 231L148 233L146 235L148 236V239H150V242L147 239V237H144V238L141 237L142 240H137L135 238L128 240L126 237L127 235L125 237H123V236H121L122 234L121 235L118 234V230L124 228L125 226L127 228L129 227V224H127V221L126 222L124 221L126 213L123 214L121 212V211H123V209H121ZM151 208H152V206H151ZM206 208H207V206H206ZM132 209H131V212L128 209H126V210H128V212H130V214H131L133 212ZM187 209L189 210L188 213H187V211H188ZM126 210H124V211H126ZM137 210H135L133 212V214H135V215L137 214L139 216L141 211H139V209H137ZM152 210H153V212H152ZM152 210L150 211L149 208H147L145 210V214L147 215V213H148L147 217H149V219L145 216V214H144V216L142 215L144 218L143 220H146V222L148 221V225L144 221H143V223H141L142 225L145 223L147 226H149L148 229H146V230H149L152 228L153 224H152V222L150 223V221L154 220L153 222L156 223V221H155L156 219L153 217V214L155 216L157 212L154 211L155 210L154 208ZM183 211H184V214L182 217L181 214ZM190 211L193 212L192 215H190L191 214ZM118 212L123 214L124 217L122 216L123 218L122 217L120 218L121 215ZM151 212H152V216H151ZM112 213H110V215H109L110 217H111ZM178 213L181 215V217L179 216ZM133 214H131V215H133ZM198 214L199 213H197V215ZM128 215H129V213H128ZM135 215H133L134 217L131 216V219L133 218L132 222L137 217ZM186 215L188 217H186ZM189 215L190 216L194 215L195 217L193 216L192 218H190ZM199 215H202V214H199ZM109 216H108V219L110 218ZM171 216H172V220H171ZM243 216H245V215H243ZM150 217L152 218V220L150 219ZM157 217H158V215H157ZM118 218H119V220H118ZM193 218H195L196 221H195V219L193 220ZM242 218H244V217H242ZM141 219H142V217L139 219H136V221L137 220L139 221ZM219 219L220 218H218V220ZM240 219H241V217H240ZM170 220H171V222H170ZM218 220L214 221L212 219L213 223L214 222L216 223ZM138 221H137V223H138ZM242 221H243V219H242ZM104 222H106V221H104ZM221 222L224 223L223 220ZM221 222L219 221V223H221ZM225 223H228V226H227V224L225 225ZM225 223L223 224L224 229L222 228L224 230L223 232H225V233L223 234V238L220 239L223 244L226 243L228 238L233 239L232 237H234V236H232V234L230 235V233L234 232L236 238H238L239 235H241V234L244 235V233L241 231H242V229H244L243 231L246 232V228H247L246 226L249 224V223H247L246 226L245 225L239 226L240 223L239 224L237 223L239 226V228H238L239 232H241L239 235H237V233L234 230V228L237 227L236 222L234 223V226L230 223L232 225L231 228L233 229V231L230 228L231 225L229 224V221L228 222L225 221ZM135 224H136V222H135ZM141 224H139V225L142 226ZM218 224H217L216 229L219 228ZM241 224H243V223H241ZM146 225H145V227H146ZM62 226H61V228H63V227L65 228V226H66V229H67L66 224L63 227ZM242 226H245L246 228L245 227L243 228ZM197 228H199V229H197ZM66 229L64 230L65 233L67 231ZM68 230H69V228H68ZM220 230H221V226H220ZM60 231L58 232V234L60 233ZM199 231H201V230H199ZM229 231H231V232L229 233ZM236 231H238V230H236ZM159 232H161V233L159 234ZM226 232H228V233H226ZM154 233H156L155 235L157 237L156 236L155 237L150 236V234L154 235ZM157 233L159 234L160 237H158ZM220 233H221V231H219V234ZM61 234H64V232L63 233L61 232ZM178 234H180V235H178ZM201 234H202V236H204L203 233H201ZM149 236H150V238H149ZM219 236H222V235L220 234ZM225 236L227 237V240L224 239ZM151 237H153L152 240H151ZM182 237H183V235H182ZM243 237L240 236V238H238V240H235V241L233 240L234 243H236V242L241 243V241H239V240H242ZM236 238L234 237V239H236ZM216 239L217 238L215 237L214 242L212 241L213 246L211 245L210 247H208V248L212 247V250H210V251H211V253L212 252L215 253V254L213 253L215 255V256H213L214 258L209 254L210 251H208V248L205 249L207 252L203 251V254H204V252H205V254L206 253L209 254L210 259L212 257L213 259H215L217 261V264H218V262L219 261L221 262L222 259L224 261L226 259L225 255H228V254H226L227 251L223 252L224 249L222 247L223 251L221 254L225 253V254H223V256L225 258L223 256L219 255L220 254L219 252H221V250L219 251V249L221 248V246H224V245L220 244L221 241L219 239H217L218 243H219L218 244ZM211 240H213V239L211 238ZM198 241H199V243H197ZM214 245H215L216 249L213 250ZM232 246L233 245H231V247L229 248V251L231 250ZM238 246H239V244L237 245V247ZM95 249H97V248H95ZM104 249H106V250H104ZM225 249H227V248L225 247ZM235 249H236V247H235ZM242 249H243V247H242ZM171 250H173V251H171ZM175 250H176V252L182 251V253H184V254L180 253L183 257L181 256L182 257L181 258L179 255L178 261H177V259L176 260L172 259V257H173L172 253ZM240 250H241V247H240ZM10 251H11V253H10ZM107 252L110 254H108ZM168 253H170V254H168ZM112 254L114 256H116L119 259V261L115 260L112 257ZM217 254H218V256H217ZM229 254H230V256H233L232 255L233 253H229ZM169 255L172 257H170ZM174 255H175V252H174ZM83 256H84V254H83ZM230 256L229 257L227 256V257L229 259H232V258H230ZM93 257H94V255H93ZM110 257L113 259H111ZM208 257L206 256V258H208ZM216 257H219L220 259L222 257L223 258L221 260L218 258V260H219L218 261L216 259ZM233 257H235V256H233ZM242 257H243V255H242ZM1 258H2V256L0 257V259ZM84 258H85V256H84ZM204 258L205 257L202 256V253H201L199 259L202 260ZM234 260L235 259H233V262L232 261L230 262V260H229V262L227 264H229V263L233 264L236 261V260L235 261ZM223 261L221 262V264H224ZM238 261L239 260L236 261L237 264H240V262L238 263ZM242 261H244V258ZM91 262H89V264H91ZM208 262H209V260H208ZM16 263H18V262H16ZM20 263L23 264L22 262H20ZM205 264H208V263L206 262Z\"/></svg>", "mask_w": 264, "mask_h": 264}]
</instances>
